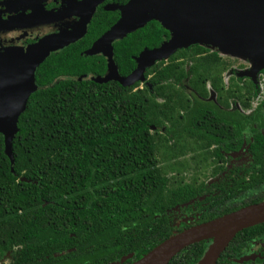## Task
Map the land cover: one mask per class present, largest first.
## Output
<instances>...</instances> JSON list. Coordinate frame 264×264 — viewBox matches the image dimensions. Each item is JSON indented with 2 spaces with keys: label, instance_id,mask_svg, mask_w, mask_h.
I'll list each match as a JSON object with an SVG mask.
<instances>
[{
  "label": "trees",
  "instance_id": "obj_1",
  "mask_svg": "<svg viewBox=\"0 0 264 264\" xmlns=\"http://www.w3.org/2000/svg\"><path fill=\"white\" fill-rule=\"evenodd\" d=\"M114 16L104 20L99 12L83 40L40 66L39 89L13 141V166L0 134V260L11 254V264H118L128 257L124 264H134L177 234L264 202V136H255L254 165L243 177L234 170L222 193L206 190L209 177L225 171V163L209 161L210 141L221 146L211 157L242 145L231 140L241 137L238 118L227 113L224 120L219 107L248 109L259 92L235 76L236 67L246 68L241 59L196 45L149 68L143 87L98 82L107 59L86 53ZM169 40L152 20L115 42L119 75L131 76L145 50ZM202 197L201 219L176 228L173 211ZM261 236L264 225L239 233L217 264H235ZM211 244H195L170 264H198Z\"/></svg>",
  "mask_w": 264,
  "mask_h": 264
},
{
  "label": "water",
  "instance_id": "obj_2",
  "mask_svg": "<svg viewBox=\"0 0 264 264\" xmlns=\"http://www.w3.org/2000/svg\"><path fill=\"white\" fill-rule=\"evenodd\" d=\"M105 1L84 0L78 29L45 37L33 46L0 52V134L12 166L19 119L39 89L38 69L53 53L87 35L97 6ZM116 10L122 12L121 20L86 53L102 54L107 59L108 73L98 82L116 81L127 87L145 83L146 71L157 62L168 61L177 51L196 45L253 63L241 74L249 78L264 70V0H132ZM152 20L170 32V40L158 49L145 50L132 75L121 77L114 62L113 44ZM262 224L264 202L177 234L134 264H170L186 248L205 241L212 244L198 264H217L239 233Z\"/></svg>",
  "mask_w": 264,
  "mask_h": 264
},
{
  "label": "flooded vegetation",
  "instance_id": "obj_3",
  "mask_svg": "<svg viewBox=\"0 0 264 264\" xmlns=\"http://www.w3.org/2000/svg\"><path fill=\"white\" fill-rule=\"evenodd\" d=\"M131 1L132 0L120 2V0H107L99 4L91 24L99 12H101L104 20L107 16L109 17L111 14H114V19L117 17V22L109 28L113 29L122 18V12L120 10H116V8L119 6H126ZM83 3L84 0H0V52L9 48H26L33 46L45 37L71 32L78 29L83 16L81 12L83 8H81V5ZM113 7L114 10L111 9ZM90 26L88 28V32ZM97 56L106 59L102 54ZM238 64L241 65L242 63L239 62ZM250 69L247 66L245 69L236 67L235 76L237 78L240 77L251 80V82H253L259 89L257 98L253 101L252 106L247 109L239 103L232 102L230 108H225L223 106L219 107L222 111L221 115L224 120H226V116H228L227 113L233 114L236 118H238L240 125L239 134L241 137L231 140L233 144L241 141L242 145L239 149H231L229 152H225L224 149L221 148L222 150L220 156L216 157L212 154L211 157V152H215V149L218 148L217 146H221L220 143H217V139L212 142L210 141V143L213 144L209 152V161L212 163L217 162V165L225 163V171L219 174L216 178L209 177L206 181V190L208 194L215 193L213 195H216L222 193L220 186L229 180V177L232 175V171L239 170V176L241 177L245 175V172L250 169L252 165H254L255 157L251 153V145L255 141L254 138L255 136H264V71H261L255 76V78H249L246 75H241L242 72ZM227 75H230V79L232 77V72L225 75L226 83L229 81V79L227 80ZM187 89L190 93L191 89L188 87ZM213 99H215L214 94ZM248 117H253L254 120L257 119L258 121L246 123V118ZM213 168L215 167L213 166ZM209 173L211 174V171H209ZM200 176L201 175H199V177ZM198 179L202 182L200 178ZM201 200H205V197L194 201V204L192 205H184L173 211L172 217L176 228H181L183 224H196L201 219L202 206L198 205ZM179 209L182 211L184 210L185 215L179 214ZM175 212H178V215H176L177 213ZM10 257L11 254H9L7 258L0 260V264H11L12 260ZM234 263L264 264V236L252 241L249 248H245L244 254L239 259L234 260Z\"/></svg>",
  "mask_w": 264,
  "mask_h": 264
},
{
  "label": "rangeland",
  "instance_id": "obj_4",
  "mask_svg": "<svg viewBox=\"0 0 264 264\" xmlns=\"http://www.w3.org/2000/svg\"><path fill=\"white\" fill-rule=\"evenodd\" d=\"M241 63H242L243 65H245V67H246V66L249 67V69H250V68L252 67V65H253V63L248 62V61H244V60H241ZM248 63H249V64H248ZM262 71H264V70H262ZM260 72H261V71H260ZM260 72H259V73H260ZM259 73H258V74H259ZM258 74H257V75H258ZM226 77H227V80H228L229 77H230V75H227ZM141 85H142V87H143L144 83H142ZM190 158H191V156H188V157H187V160H190ZM191 175H192V174H191ZM197 175H199V174H197ZM199 178H200V180H202V181L204 180V177H202V176H200ZM178 212H179V214H182V215L184 214V215H185V211H184V210L182 211V210L179 209ZM178 212H175V213H177L176 215H178Z\"/></svg>",
  "mask_w": 264,
  "mask_h": 264
}]
</instances>
